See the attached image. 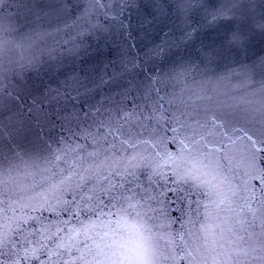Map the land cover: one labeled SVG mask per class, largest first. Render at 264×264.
Returning <instances> with one entry per match:
<instances>
[{"label": "snow or ice", "instance_id": "snow-or-ice-1", "mask_svg": "<svg viewBox=\"0 0 264 264\" xmlns=\"http://www.w3.org/2000/svg\"><path fill=\"white\" fill-rule=\"evenodd\" d=\"M21 13L0 264H264V0H0V30ZM221 70L243 94L177 87Z\"/></svg>", "mask_w": 264, "mask_h": 264}, {"label": "water", "instance_id": "water-1", "mask_svg": "<svg viewBox=\"0 0 264 264\" xmlns=\"http://www.w3.org/2000/svg\"><path fill=\"white\" fill-rule=\"evenodd\" d=\"M4 12L6 15H15L16 5H11L10 8H5ZM40 47H43V41H41L37 34V29L24 20L23 14L21 13L18 20L13 22L12 26H9L8 22L5 21L4 29L0 30V48L4 51V62L8 63L9 60H27L34 52L38 51ZM264 54V53H261ZM215 67V66H213ZM223 74L221 70L216 76L209 75L208 77L197 76L194 79L189 78L188 81L182 82L177 87H183L184 83L191 85L192 87H198L199 85H205L208 87H215L218 91H231L233 94H243L245 87L242 78L233 77L229 80H220L219 77ZM206 79H211L213 83L211 85L205 84ZM47 82V80H45ZM37 86L40 85V81L36 80ZM178 146H169L168 151H178ZM28 158L25 157V160ZM163 190V189H161ZM169 197H172L171 192L168 193ZM173 208L175 205L172 206ZM173 216H179L178 211L171 213ZM174 227H179V224Z\"/></svg>", "mask_w": 264, "mask_h": 264}]
</instances>
